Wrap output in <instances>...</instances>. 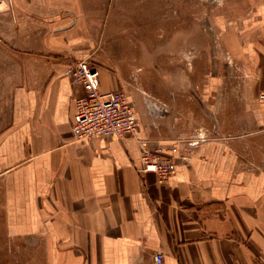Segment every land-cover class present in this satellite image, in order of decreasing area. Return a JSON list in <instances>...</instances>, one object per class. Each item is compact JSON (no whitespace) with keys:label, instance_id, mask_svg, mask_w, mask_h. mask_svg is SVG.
<instances>
[{"label":"crops","instance_id":"obj_1","mask_svg":"<svg viewBox=\"0 0 264 264\" xmlns=\"http://www.w3.org/2000/svg\"><path fill=\"white\" fill-rule=\"evenodd\" d=\"M235 2L213 32L235 71L206 75L200 95L163 99L128 90L115 66L94 65L100 91H125L139 124L84 142L72 134L83 90L70 69L95 59L100 1L0 4L9 238L41 243L46 264H156L157 253L160 264H264V0ZM141 145L176 148L165 182L140 170Z\"/></svg>","mask_w":264,"mask_h":264},{"label":"rangeland","instance_id":"obj_2","mask_svg":"<svg viewBox=\"0 0 264 264\" xmlns=\"http://www.w3.org/2000/svg\"><path fill=\"white\" fill-rule=\"evenodd\" d=\"M99 1L101 32L90 62L117 67L128 90L163 99L200 95L206 75L226 74L236 67L213 34L224 17L236 13V0H113L112 21V0ZM142 7L148 10L143 21ZM0 264H46L41 243L8 237L1 189Z\"/></svg>","mask_w":264,"mask_h":264},{"label":"built area","instance_id":"obj_3","mask_svg":"<svg viewBox=\"0 0 264 264\" xmlns=\"http://www.w3.org/2000/svg\"><path fill=\"white\" fill-rule=\"evenodd\" d=\"M4 0H0V4ZM74 84L83 94L74 98L72 134L75 140L84 142L94 138L119 139L132 134L138 127V118L125 91L102 92L99 89V71L87 60L76 61L70 69ZM264 102V93L259 94ZM175 147L157 146L140 148V170L153 172L159 182H165L173 172ZM162 254L154 256V262H162Z\"/></svg>","mask_w":264,"mask_h":264}]
</instances>
